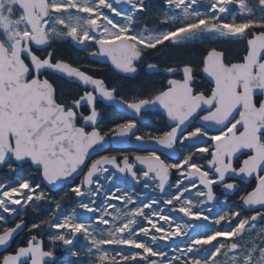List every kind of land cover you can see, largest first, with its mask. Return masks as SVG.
<instances>
[{"label": "snow or ice", "instance_id": "6c2138e0", "mask_svg": "<svg viewBox=\"0 0 264 264\" xmlns=\"http://www.w3.org/2000/svg\"><path fill=\"white\" fill-rule=\"evenodd\" d=\"M0 264H264V0H0Z\"/></svg>", "mask_w": 264, "mask_h": 264}, {"label": "flooded vegetation", "instance_id": "af4514ba", "mask_svg": "<svg viewBox=\"0 0 264 264\" xmlns=\"http://www.w3.org/2000/svg\"><path fill=\"white\" fill-rule=\"evenodd\" d=\"M53 47L57 50L58 55H62L67 59H71L73 61H78L80 64L85 66L92 65L94 67H89V72L98 77H105L109 83L121 82L125 85V87L129 86V81L124 80L121 76H118L110 67L109 64L104 63L103 61L93 60L88 57L87 53L79 48L74 47L70 42H62L54 44ZM151 62H156V58H152ZM163 81L162 75H149L146 71L142 70L140 75L136 78L135 81H132L131 84H135L137 82H147L148 85L156 87ZM75 88L76 86L73 85ZM127 115V113L118 111L117 107L109 106L104 108V119L103 125H109L114 121H119L122 119H126L131 117ZM142 127L145 130L152 129L158 125V121L156 118L149 114L146 115L145 120L141 122ZM126 150H135L133 147H125ZM114 150V149H112ZM224 198V197H221ZM27 222V221H26ZM28 223V222H27ZM25 233H21L17 238L22 241L24 239Z\"/></svg>", "mask_w": 264, "mask_h": 264}, {"label": "rangeland", "instance_id": "374dc122", "mask_svg": "<svg viewBox=\"0 0 264 264\" xmlns=\"http://www.w3.org/2000/svg\"><path fill=\"white\" fill-rule=\"evenodd\" d=\"M149 26H151V25H149ZM203 47H207V44H204V45H201L199 43L189 44L184 49H182L181 52L177 53V55H187L189 57H195L198 59L200 55L199 54L197 55V53H198L197 51L201 50ZM235 52H236V48H233V53H235ZM159 59L160 58H156V62H158ZM53 195H55L56 198L59 199V196L63 195V192L60 191V192L53 194ZM221 199H223V198H221ZM232 199H234V198H229V201L231 202ZM66 206H71L70 202H67ZM39 218H40V213H33L31 211H28L27 214L25 215V220L29 224L32 222H37Z\"/></svg>", "mask_w": 264, "mask_h": 264}, {"label": "water", "instance_id": "95a60500", "mask_svg": "<svg viewBox=\"0 0 264 264\" xmlns=\"http://www.w3.org/2000/svg\"><path fill=\"white\" fill-rule=\"evenodd\" d=\"M105 63V62H104ZM118 109V108H117ZM118 111H121V112H124V113H127V115H130L126 110H121V109H118ZM122 146H125V147H133V148H137L138 146L135 145V144H125V145H115L114 147H122ZM108 147V146H106ZM93 158H95V154H93ZM58 192V191H57ZM56 193V192H55ZM222 195L224 196V194L222 193Z\"/></svg>", "mask_w": 264, "mask_h": 264}, {"label": "trees", "instance_id": "16d2710c", "mask_svg": "<svg viewBox=\"0 0 264 264\" xmlns=\"http://www.w3.org/2000/svg\"><path fill=\"white\" fill-rule=\"evenodd\" d=\"M198 53H197V55L199 54L200 55V53H201V50H199V51H197Z\"/></svg>", "mask_w": 264, "mask_h": 264}]
</instances>
